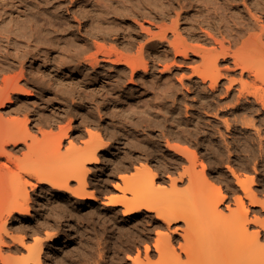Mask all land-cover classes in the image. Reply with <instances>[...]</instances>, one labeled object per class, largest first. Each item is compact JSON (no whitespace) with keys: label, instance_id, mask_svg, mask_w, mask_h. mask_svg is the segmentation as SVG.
Returning a JSON list of instances; mask_svg holds the SVG:
<instances>
[{"label":"bare ground","instance_id":"1","mask_svg":"<svg viewBox=\"0 0 264 264\" xmlns=\"http://www.w3.org/2000/svg\"><path fill=\"white\" fill-rule=\"evenodd\" d=\"M67 1L78 5L76 12L84 19L86 31L85 33H83V30L76 32L75 29L70 27V22H67V24L59 22L57 24L51 23L52 31L47 39L42 37L38 32H33L36 36L34 40L38 41L41 45H51L53 48L62 44L59 41L60 34L64 36L70 35L69 47L71 48H67L64 54L54 59V67L49 74L42 73L41 68L38 67L36 70H33L32 79L35 83L48 89L49 92L54 93L55 98H57V95L78 94L85 99H96V102L97 100L108 102L109 112L102 113L99 111L100 124L110 119L111 123H113L112 126L115 128L112 130L110 126L106 127L105 124L104 126L107 129L105 130L100 124H96L95 119H93L96 115L93 116L95 114L93 113L94 111L89 109L90 111L87 110L84 119H87L86 121L89 122L91 127H87L80 135L88 134L89 139L87 138L85 143V140L81 138L83 139L81 141H84L85 145H78L76 142L77 140L79 141V137L77 135L72 136L74 130L72 118H70L67 125L61 126L58 132L52 130V123H55L50 115L52 113L41 116L37 114L39 118L37 123L34 122L36 124L33 125V119L30 116L32 112L30 109L32 108H28L29 105L26 100L25 103H20L21 105L13 108L16 104L14 101L15 94H21L27 97L33 95L31 91H28L21 84V80L25 76L24 64L22 63L20 71L14 74L8 72V69L0 64L1 264H12V259L15 257H11L13 254L11 251V255L4 253V247L11 245L5 240L3 234L11 235L8 223L17 217V214H20L19 218H17L20 219L31 213L33 206L31 190L35 192L36 189H39L46 183L51 187V192L59 198L67 197L69 199L73 197L76 198L78 203L84 204L88 200H91V202L92 200H97L95 190L88 191L91 187L89 175L91 169L89 168V164H97L100 162L102 159L100 153L103 149L107 148L109 151H112L111 147L113 141L116 139L120 141L119 144L121 146L119 148H127L129 150V153L124 157L121 155L122 158L120 160H127L123 162L125 164L120 167L121 170L129 171L131 164L137 161H140L143 165L142 168L139 167V164L135 165V171L130 172L131 175L130 173H120L123 182L127 180L130 182V178L139 179V183L136 184L138 186L130 184L133 186L132 188L130 185L125 186L122 183L119 184L116 182L115 188L122 190L124 194L109 196L108 201H105L106 205L112 208L122 206V214L124 217H131L143 211L156 213L157 220H160V222L163 221L168 225H166L168 227L166 229H171V225L174 223L185 222V227L177 225L174 230L171 229L173 233L182 235L185 240L183 242L184 244L180 243L181 250L178 251V247L175 248V246H172L171 236L167 230H162V232H168L164 234L159 232L161 230L158 229L159 231L157 232L160 236L158 239L159 242H161V238L162 240L166 238L163 240L166 241L163 246L159 243L154 245L156 251L160 254L158 259H155V261L152 260L151 252L154 249L150 245L147 244L145 246L144 244V256L146 255L147 260L142 259L140 254L138 256L136 254L134 257H131L133 255H128L129 257H127L132 260L133 264H183L185 260L184 256H190L194 251L196 236L203 233L202 231L208 229V227L210 228L213 221H217L226 215L225 213L223 214L222 205H226L225 209L228 208L232 213L229 223L231 227L229 239L225 243H220L219 239L224 234H216L212 237V240L210 237L209 241L204 244L206 256L199 264H264V216L255 214V218L251 219L248 214L249 209L245 205L246 199L244 200V198H247L249 199V203L251 202V205H261L262 210H264V199L261 197L262 199L259 200V190L253 189L255 175L253 173H244L241 176L229 165L228 167L236 178L235 183L239 187L236 189L238 194L235 197L233 196L237 202H234V204H238L239 206H237L238 209L236 207L233 208L229 206V201L225 204L230 196L223 190L222 186L218 185L219 183L216 184L211 174H208V164L202 161L200 152L190 142L193 137L199 138L202 133L201 130L205 127L201 118L202 114L200 115L198 110H192V116L184 119L178 111L180 109V103L178 104L179 106L174 107V110H169L167 106L165 107L164 102H161V97L165 93L167 97L173 95L177 89V84L172 78L173 75L170 71L174 68L180 71L189 68L193 73L191 76H189L191 73H188V81L193 84L196 82L200 86L203 85V88L200 87L202 90H198L199 92H197L205 107L209 106L210 109L211 105L213 106L210 97L214 98L216 96L215 94L221 91L223 86L226 89L224 92L226 95L223 94L235 100L233 106L239 105L245 99L248 102L254 101L260 104L264 109V87L259 85V82L264 79V0H118L113 4L106 2L98 4V2H92L91 7L83 5L86 0ZM129 2H135V4ZM10 15L11 13L8 14L5 6L4 8L0 7L1 19L4 20ZM68 18L69 16L66 17V19ZM1 24L0 22V26ZM90 40H92L93 45L89 42ZM108 40L112 41L109 46L103 43ZM93 47L97 48L95 52H92ZM133 49L137 51H135L137 55L129 54ZM40 51L41 49H38L35 56ZM147 57L151 59L153 67L161 63V67H163L162 72L165 73L166 71L162 77L163 81L162 79L152 80L154 77L149 76L151 67ZM199 59L201 60V65L192 64V62ZM104 61L113 64L117 72L114 73L109 68H106L102 64ZM121 65L130 69V77L127 78V69L125 67L118 70ZM232 74H236L237 76H233ZM179 76L181 77H178L179 79L177 80H179L182 86H185L186 73L183 75L180 73ZM149 77L152 79L150 80ZM193 77H197L200 81H194L195 78ZM127 79L130 84L137 87H126L124 83L126 84ZM224 79L227 80L226 83H223ZM192 86L185 87L187 92H191ZM149 89H151L150 93L148 92ZM208 91L213 93L211 94L210 92L207 94ZM52 100L53 98H49L47 101L51 102ZM142 103H144L143 107ZM189 103L192 104V102ZM9 104L14 106H8ZM140 104L142 108H140ZM89 105L87 104V106ZM93 106L95 107V104ZM7 107L12 108L4 112L3 109ZM189 107V105L186 106V108ZM216 107L218 108L217 105ZM257 108L249 103L246 108L241 109L242 112L239 115H237L238 113L236 114V117L243 125L256 127V130L259 132L260 130L257 128L255 120V114L260 112ZM164 111L167 114L166 116L162 114ZM202 111L205 112V110ZM188 113L187 115H189ZM7 114L9 115L7 116ZM10 114H12V117ZM143 123H146L147 127H150L149 129L160 127L159 133L156 134L152 130L151 132L145 131L142 134L138 133V131V134L135 136L130 135L131 132L129 133L127 128L135 127L138 129ZM209 126L211 125L209 124ZM44 127H49V129ZM142 128L145 129V127ZM106 131L107 133H104ZM40 134L42 136H39ZM177 136L180 140L174 138ZM39 137L42 138L40 139ZM67 139L68 141L70 140V147L67 148L66 146V151V149L63 150V146H65L64 144ZM164 141L166 151L174 152L176 158L169 157L167 152L163 150L162 143ZM21 144L25 145L24 149H17ZM8 147L12 148L9 149ZM18 152H21V155H18ZM114 153L108 154L105 160L116 159ZM4 157L6 158L5 163L2 162L3 160L1 161L2 158L5 159ZM153 160L160 164H151ZM185 162H188V164ZM173 163L179 166L182 164L187 166L180 172L178 170L179 167H175ZM199 163L202 165L201 169H198ZM11 164L16 165L19 172L18 169L16 172ZM63 164L64 166L62 168L53 171L51 174H46L48 168ZM255 168V172H258ZM247 169L246 171H248ZM176 171H179V176H174ZM166 178L172 182L175 188L179 182L185 180L195 185L198 178L201 181V178L205 179V182H202L207 184L210 191L211 186H213L215 194L211 197L210 192L208 202L206 203L207 212L205 211L206 213L203 212L202 214H206L204 216L205 218L198 226H193V228L190 223L191 214L195 209L192 210V204L188 202V193L180 196L174 204L167 205V207L160 202L159 193L155 187L156 181L157 179H164L165 181ZM128 181L124 182V184H128ZM204 183L203 186H205ZM204 189H206V186ZM239 191H242V193ZM87 206H91V203L89 204L88 202ZM222 214L224 216H221ZM251 225H256L258 228L253 229ZM36 233L40 234V232ZM46 234L47 236H44V239H42V236H40L42 238H39L37 235L36 237L38 238L35 237V243L31 246L26 245L25 235L11 236L14 243H19V245L27 247L29 255H27V259L25 260L28 261L26 264L42 263L45 237L49 241L56 239L54 234L51 235L52 232L51 234L48 232ZM13 260H18V258L15 257Z\"/></svg>","mask_w":264,"mask_h":264},{"label":"rangeland","instance_id":"2","mask_svg":"<svg viewBox=\"0 0 264 264\" xmlns=\"http://www.w3.org/2000/svg\"><path fill=\"white\" fill-rule=\"evenodd\" d=\"M117 1L118 0H86L85 3H83V5L91 7L92 2H94V3L98 2V4H100L101 2L113 4V3H116ZM142 1H145V0H142ZM129 3L135 4V2H129ZM75 4L76 3H70L67 0H0V7L4 8V6H5L8 14L11 13V15L7 16V18L4 20L0 18V22L2 23L0 26V29L2 31L0 33V64L4 68L8 69V72L14 74V73H18L20 71V66L23 63L25 76H24V79L21 80V84L28 91H31L33 93V95L30 97H27V96L21 95V94H17V95L15 94L14 95V101L16 102L15 106L11 105V104H9L8 106H12V107L14 106L13 108H15L16 106L21 105L20 103H22V104L25 103V100H26V102H28L27 104L29 105L28 108H32V109H30V110H32V112L30 113V116L33 119V125L37 123L39 116H41L43 114L49 115L50 113H52L50 115L53 119V122H55V123L57 122V124L52 123L53 128L50 127V128H52V130H54V132H58L60 130L61 126L67 125L70 118H72L73 119L72 123L74 126L72 136L77 135V137H79V141L77 140L76 144L78 143V145H85V143L87 141L86 139L87 138L89 139V135L86 134V135L80 136L81 132L86 130L87 127L90 126L89 122L86 121L87 119L86 118L84 119V117H86L85 113H87V110H89V109H91V111H94L93 113H95V114H93V116L94 115H96V116H94L93 119H95L96 124H100L101 121H100V117H99L100 116L99 111H101L102 113L109 112L108 102L103 101V100H100V101L97 100V102H99V103H97L96 99H94V100L91 99L92 100L91 101L89 98L85 99L84 97H80L78 94H75V95L74 94L73 95L72 94L71 95L70 94H68V95L67 94L57 95V98L59 97L57 100V98H55L56 96L54 95V93L49 92L48 89H45L44 87L35 83L34 80L32 79L33 78V70H36L38 67L41 68L42 73L44 72L45 74H49V72L54 67L53 66L54 65V59L57 56H61L62 54H64L66 52L67 48H71V47H69V41L71 39L69 37L70 35L64 36V35L60 34L59 35V37H60L59 41L62 44L58 47L53 48L51 45H48V44L47 45L39 44L38 41L34 40L36 38V36H35V34H33V32H38L39 34H41L42 37L47 39L48 36L51 35V31H52L51 23L57 24V23L61 22V23L67 24V22H70V24H71L70 27L75 29L76 32L77 31L79 32V30H83V33H85L86 30H85V26H84V19L81 17V15H79L76 12L78 5H75ZM67 16H69L68 19H66ZM52 35H54V34H52ZM89 42H91V44L93 43L92 40H90ZM111 42H112L111 40H108V41H104L103 43H105L109 46ZM38 49H41V51L37 56H35ZM136 49H137V47H136ZM96 50H97L96 47L92 48V52H95ZM132 51L129 52V54L137 55V53H136L137 51L135 49H133ZM147 58H148L147 59L148 62H150V67H151L149 76L152 78L154 77V79H152L150 77H149V79L150 80L151 79L152 80L162 79V77L164 76L166 71H165V73L162 72L163 67H161L162 66L161 63L155 65L154 66L155 68H154L153 63L151 62V59L149 57H147ZM200 61H201L200 59L196 60L195 62H192V64L193 65L200 64L201 63ZM102 64L106 68H109V70H112L114 73L117 72L114 69V65L111 64L110 62L104 61V62H102ZM106 64H107V66H106ZM221 65H222V63H221ZM124 67H125V69H127L126 75L128 78V77H130V69L128 67L121 65V66H119L118 70L121 68L123 69ZM202 68H204V67H202ZM186 69L187 70H183L184 73H183V71L177 70L175 68L170 71L173 75L172 78L174 79L175 83L177 84V89H176V91H174L173 95L166 97V95H165L166 93H165L164 94L165 98L163 96V97H161L162 100L160 99L161 102H164L165 107L167 106L169 110H171V109L174 110V107L179 106L178 104L180 103L181 105H180V107H179L180 109L178 111L180 112L181 117H183L184 119L192 116V113H191L192 110H198L200 115L202 114L201 118L205 124L204 125L205 127L201 130L203 134L201 133L199 138L193 137L192 141H190V142L193 144L192 146L194 148H197L198 151L200 152L201 157H202V161H204L206 164H208L207 165L208 174H211V176L215 180L216 184L219 183L218 185L222 186L223 190L228 194V196H230L227 199L225 204H227L229 201L230 202V203H228L229 206H231L233 208L236 207V209H238L237 206H239L238 204H234V202H236L234 200V197L238 194L236 192V189H238L239 187L235 183L236 178L233 175L231 169L228 167L229 165H231V167L234 168L235 171L238 174H240L241 176L244 173H248V174L253 173L255 175V183L253 184V189L259 190L258 191L259 192V196H258L259 200L262 198L264 199V197H263L264 196V123H263V121H264V109L262 108V106L260 104H257L254 101L248 102L245 99H243L239 105L233 106V104L235 103L234 102L235 100H232V97L231 98L229 97L230 98L229 99L228 97L225 96L226 94L224 92L226 91V89L223 88V86L221 88V91H218L215 94L216 96H214V98L210 97L211 103H213V106L211 105L212 108L210 107V109H209V106L205 107V105L202 104L203 103L202 99L198 95V92L200 90H202L203 85L200 86V84H198L196 82H194L195 84H193L190 81H188V78H189V76L192 75L193 71L189 68H186ZM173 71H175L176 73ZM180 73H181V75L186 73V77H185V80H186L185 84L186 85L185 86H182V84L179 82V80H177L181 77V76H179ZM188 73H191V74L188 76ZM152 74H153V76H152ZM232 75L237 76L236 74H232ZM187 76H188V78H187ZM193 78H195L194 81H200L197 77H193ZM127 81H128V79L126 80V84L124 83V85L126 87H129V88L132 86L137 87L133 84H130L129 81L128 82ZM162 81H163V79H162ZM226 81L227 80L224 79L223 83L224 82L226 83ZM259 85L264 87V79L259 82ZM179 86H180V88H179ZM187 86H189V87L192 86L191 92H187V90L185 88ZM194 86H196V87H194ZM200 87H202V88H200ZM192 90H194V91H192ZM183 91L186 93H184ZM148 92L150 93L151 89H149ZM210 92L211 91H208L207 94H209ZM212 93L213 92H211V94ZM233 95H234V93H233ZM211 96H213V95H211ZM186 97H187V99H186ZM49 98H53V100L51 102H48L47 100H49ZM181 99H183V100H181ZM218 100H220V101L218 102ZM221 101H223V102H221ZM80 102H81V104H80ZM172 102H174V103H172ZM189 102H192V104ZM86 103L88 105L89 104L90 105L87 106ZM249 103L253 104V106L255 108L258 107L257 108L258 111L260 110V112H257L255 114V120H256L257 128H259V130H260L259 131L260 134L256 130V127H247L246 125H243L240 121L237 120L238 118L236 116L239 115V113L242 112L241 109L246 108V106L249 105ZM91 104H93V105L95 104V107L93 105L91 106ZM96 104H99V105H96ZM194 104H196V105H194ZM229 104H230V106H229ZM188 105L190 107L186 108V106H188ZM191 105L193 106V108ZM216 105L218 106V108L216 107ZM34 106H35V108H34ZM143 106H144V103H142V107ZM183 106H185V107H183ZM12 107H7V108L3 109V111L7 112L10 110L9 108H12ZM96 107H97V109H95ZM142 107L140 104V108H142ZM207 107H208V109H207ZM54 108H55V110H54ZM202 110H205V112ZM185 111H186V113H185ZM234 111H236V112H234ZM181 112L182 113L184 112V113L182 114ZM187 113L190 116L187 115ZM37 114H39V116ZM53 114H54V117H53ZM162 114H165V111ZM233 114H235V115H233ZM8 115L9 114H7V116ZM11 115L12 114H10V116ZM166 115L167 114H165V116ZM257 115H258V117H257ZM34 117H37V118H34ZM234 117L236 118V120ZM227 121H228V123H226ZM34 122H36V123H34ZM205 122H207V123H205ZM209 124L211 126H209ZM104 125L106 127L110 126L112 130H114L113 128H115L114 126H112L113 123H111L110 119L106 120L105 122H102L100 124V126L102 128L107 130ZM140 127H138V129H136L135 127L134 128L129 127V128H127V130L129 133L130 132L132 133V134L130 133V135L135 136L138 133L142 134L145 131L151 132L152 130L155 131L156 134H158L159 133L158 131L160 128V127L159 128L155 127L153 129H149L150 127H147L146 123L141 124ZM142 127H145V129ZM44 128L49 129V127H44ZM104 133H107V131ZM39 136H42V135L40 134ZM202 137H204V138H202ZM39 138L41 139L42 137H39ZM72 138H74V137H72ZM81 138H83L85 140V143H84V141H81V140H83ZM174 138H176L177 140H180V138L178 136L174 137ZM204 141L208 142V143H205ZM69 142H70V140L68 141V139L65 141V144H64L65 146H63V150L66 149V151H67V148L70 147ZM119 142L120 141L117 139L115 141H113V145L111 147L112 151H109L107 148H105V149H103V151H101L100 155H101V158L103 160L101 159L100 162H98L97 164L96 163L89 164V168L91 169V172L89 174L90 175V181H91V187L88 189V191L89 190H95V192L97 194V200H95V201L92 200V202H91V200H88V201H85V204H84V203H78L76 198H73V197L72 198L70 197L69 199L67 197L59 198L57 195H55L51 192V190H52L51 187L46 183L43 184L44 186L43 185L41 186L42 189L40 187L39 189H36L35 192L33 190H31V193H32L31 195L33 198V206H34V207L32 206V211H31L32 214L30 213L31 215L30 214L25 215L26 217L23 216L20 219H17V218H19V215H20V214H17V217L13 218L8 223V228H9V231L11 232V235L9 236L5 233L3 234L5 240H7L10 243V245L12 246V247L11 246H9V247L5 246L4 247L5 251L3 249L4 253L9 254V255H11L13 253L11 255V257L15 256L18 258V260H15L16 261L15 262L13 260L15 258L14 257L12 259V264H21L22 262L25 264H26V262L28 263V261H25L27 259V255H29V252L27 251L28 250L27 247L26 246L24 247V245H19V243H14V241L11 239L12 235L18 236L20 234H23L26 236L25 241H26L27 246H31L35 243V239L38 238V237H36L37 235L39 236V238L43 237L42 239H44V236H47V234H46L47 232L49 234H51V232H52L51 235H53V234L55 235L56 239H54L53 241H49L48 238L45 237V241H44L45 244L43 246L42 263L41 264H133L132 260L128 258L129 257L128 255H130V256L133 255L131 257H134L136 254H137V256L140 254L141 258L146 261L147 259H146V255L144 256V254H145L144 247L147 244L150 245L152 249H154L151 252V258H152V260L155 261V259H158V256L160 254L156 251V248L154 245H156V243L157 244L159 243L163 246V244L166 242V241H163L166 238H163V240L161 238V240H160L161 242H159L158 239L160 238V236L157 232L159 230H161L159 232L164 233V234L169 232V234L171 236V241H172L171 244H173L172 246H175V248L178 247L177 248L178 251L181 250L180 243L184 244L183 242L185 240L182 237V235H180L179 233H173L172 230H174V228H176L177 225L178 226L182 225V227H185V222L181 221V222H177V223L172 224L171 225L172 230L166 229V228H168L167 227L168 225L165 224L163 221L160 222V220H157L156 213H148L146 211H143V212L136 214V215H133L131 217H124L122 214V209H123L122 206H119L118 208L117 207L112 208V207H109L106 205L105 201H108L109 196L124 194V192L122 190L115 188V184H117V183L121 184L122 183V185H125V186L126 185L128 186L130 184L138 186L136 184L139 183V179H135V178H130V182L127 180L128 184H124V182H127V181L123 182L122 178L120 177V176H122L120 173L129 174L130 172L135 171L134 170V167H136L135 165L139 164L140 165L139 167H141V168L143 165V164H141L140 161H137V162H134L131 164V166H130L131 168L129 171L121 170L120 167L123 166V164H125L123 162H126L127 160L122 161V160H120V158H122V156L124 157L125 155H127L129 153V150L127 148H122V149L119 148L121 146L119 144ZM183 142H186V141H183ZM236 143H237V145H236ZM162 144L164 147V149L163 148L162 149L164 151H166V147L164 146L165 141ZM210 144H211V146H210ZM198 145H199V147H198ZM66 146H67V148H65ZM75 146H77V145H75ZM24 147H25V145L21 144L19 147H17V149H20V148L24 149ZM250 147H252V148H250ZM8 148L11 149L12 147H8ZM206 148H207V150H206ZM116 149H117V151H116ZM230 149L231 150L233 149L232 152ZM236 150H239V151H236ZM243 151H244V154H243ZM166 152H167V155H169V157L171 156V157L176 158V155L174 156V152H172V151H169L170 153L168 151H166ZM229 152H231V153H229ZM20 153L21 152H18V155H21ZM110 153H114V156L116 159L105 160L106 156ZM240 156H242V157H240ZM1 161L3 163H5L6 158L5 159L2 158ZM153 161H155V160H153ZM153 161L151 162V164H160L157 161H155V162H153ZM138 162H140V163H138ZM142 162H144V161H142ZM185 163L188 164V162H185ZM257 163H259V164H257ZM183 164H184V162H183ZM12 165L13 164H11V166ZM127 165H129V164H127ZM173 165H175V167L176 166L179 167L178 170L180 172H182L183 171L182 169H184V167L187 166V165L179 166L178 164L176 165V163H173ZM250 165H254V166L256 165L255 166L256 168L254 166H250ZM63 166H64V164L59 165V166H52L46 170V174H51L53 171L58 170L59 168H62ZM12 167H14L13 169L16 170V172H17L18 167H16V165H13ZM15 167H16V169H15ZM257 167H258V169H257ZM3 168H4V166H3ZM199 168L200 169L202 168V165H200V163L198 165V169ZM254 168L258 170V172L256 171L257 173L255 172ZM246 169L248 171H246ZM112 170H113V172H112ZM116 170L117 171L119 170V171L117 172ZM252 170H254V171H252ZM179 171H176L174 173V176H179L178 175ZM18 172H19V169H18ZM130 175H131V173H130ZM162 175L165 177L164 174H162ZM201 179H202V181L205 182L204 178H201ZM197 180H196L197 183L195 185L188 182V180H185L183 182H179L175 188V186H173L172 182L169 179L166 178L165 181H164V179H157L156 186H155L156 189L158 190L157 192L159 193L158 195H159V198L161 200L160 202L165 204L166 207H167V205L174 204L179 199L180 196H182L186 193L189 194V195L187 194L189 196L187 198L188 202H190V204H192L191 205L192 210L195 209V211H193L194 213L192 212L191 217H190L191 218L190 223L192 224V227L198 226L200 224V222L205 218L204 216L206 214H204V215H202V214H203V212L204 213L207 212V207H206L207 204L206 203L208 202L207 201L208 196L210 195V192H211V197L215 194V190H214L213 186H211V191H210V189H209V187H207L206 183L202 182L200 180V178H198ZM162 182H163V184H162ZM164 182H166V183H164ZM203 183L205 184L206 189H204L205 186H203ZM73 184H74V182H73ZM160 184H162V185H160ZM132 185H130V186H132ZM132 188H133V186H132ZM207 189H209V190H207ZM48 190H50V191H48ZM59 192H63V191H59ZM240 193H242V191ZM262 193H263V195H262ZM189 198H190V200H189ZM245 199L248 201H246ZM244 200H245L246 207L249 209L248 214H249V217H251V219L255 218V214H257L259 216H264L263 215L264 210H262L263 208L261 205L253 206V205H251V202L249 203V199L244 198ZM88 202H89V204L91 203V206H87ZM59 204H60V206H59ZM225 207H226V205L221 206V208H223V214L225 213L226 215L224 216L222 214L221 216H224L223 218L220 216L221 217L220 219L217 218L218 219L217 221L215 220L211 223L212 225L210 226V228L208 227V229H205L202 231L203 233H200L196 236L195 241H194V251L190 256H186V255L184 256L185 260H184L183 264H199L206 256V254L204 252V249H205L204 244L209 241L210 237L212 240V237L214 235L224 234L219 239L220 243H225L229 239V234L231 231V227L229 226V223H230V217H231L232 213L229 211L228 208L225 209ZM65 211H67L68 213ZM52 221L54 222V224ZM46 225H47V227H46ZM224 226H225V228H224ZM251 226H253V229L258 228V226H256V225H255L256 227L254 225H251ZM36 228H38V229H36ZM20 230H22V231H20ZM36 230H38V231H36ZM162 230H165V231L167 230L168 232H165V231L162 232ZM36 232H40V234L39 233L37 234ZM53 232H55V233H53ZM20 236H22V235H20ZM40 236H42V237H40ZM157 236H158V238H157ZM156 238H157V240H156ZM64 240H66V241L63 242ZM263 240H264V232H263ZM16 244H18L19 246ZM144 244H145V246H144ZM8 248H11V249L13 248V249L11 250ZM1 260L2 259L0 258V264L2 263ZM19 260L21 263L20 262L17 263V261H19Z\"/></svg>","mask_w":264,"mask_h":264}]
</instances>
